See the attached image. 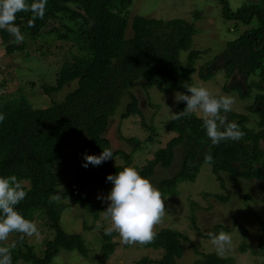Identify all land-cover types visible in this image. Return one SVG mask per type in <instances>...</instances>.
Here are the masks:
<instances>
[{
    "label": "trees",
    "instance_id": "16d2710c",
    "mask_svg": "<svg viewBox=\"0 0 264 264\" xmlns=\"http://www.w3.org/2000/svg\"><path fill=\"white\" fill-rule=\"evenodd\" d=\"M27 2L34 6L39 0ZM131 2L46 0L42 17L30 9L16 13L18 32L15 41L9 42L13 33L0 30V41L5 44L8 55L16 49L31 48L40 40L35 47L38 53L61 55L62 60L60 64L55 61L54 69H58L51 70L53 78L50 79V74L48 77L38 76L29 83L25 80L24 84L6 74L0 76V111L6 116L0 123V175L15 176L24 186L27 196L17 208L26 219L35 224L41 222L45 228L39 230V234L45 236L35 242L40 246L39 251L32 243L37 237L34 234L27 236L13 232L7 240L0 241V247H10L15 242L12 264H55L52 258L60 249H75L87 256L88 248L82 236L62 228L61 212L71 202L97 218L101 206L92 192L111 186L106 180L107 175L124 167H135L142 176L155 182L165 197L175 195L181 181H194L202 163L209 162L212 173L226 193L204 192L205 198L212 195L219 201L230 199L231 192L226 187L228 178L227 182H233L243 192V202L253 199L251 189L255 190V195L262 194L257 200L264 201V13L261 9L254 10L257 8L252 5L250 9L238 7L232 14L224 11L228 18L231 16L242 22L245 28L219 55L224 66L222 69L227 76L242 78L238 85L242 87L241 94L252 97L246 104L247 111L257 117L252 123L249 116L232 108L227 113V120L236 122L245 135L240 141L213 146L199 115L172 118V113L183 110L185 102H177L172 113L159 124L143 118L139 100L129 91V86L139 80L140 87L155 86L161 92L186 93L185 84L196 86L189 76L199 51L192 48L194 25L188 19L143 15L130 18ZM252 17L256 18V25L251 27L249 21ZM69 40L72 42L68 43ZM50 45L53 46L48 48ZM181 52H186L187 61H183ZM208 64L198 67L199 77L207 78L216 70L208 69ZM251 74L254 77L250 78ZM13 79L18 80L19 85L6 91L7 80ZM65 88L67 91L62 98H55V94ZM252 88L257 90L250 95ZM124 92L130 94V99L118 117L140 116L139 125L147 130L144 143H157L161 135H169L164 146L153 151L142 164L135 162V153L142 149L140 139L126 136L129 148H113L106 135ZM81 135L85 137L84 145L77 156L69 157L68 147ZM105 148L113 151L112 159L95 167L82 166L84 154L99 155ZM157 167L164 169L165 173L159 172ZM239 181L243 182L244 191L238 186ZM60 187L61 197L67 200L50 202V197ZM250 213L264 224L260 214ZM195 218L194 212L191 213L189 219L193 229L202 234ZM219 229L225 230L226 226L218 224ZM154 231L157 233L155 239L142 245L161 249V257L154 259L144 255L135 264H175L182 255V241L187 237L171 227L159 226ZM244 234L247 236L246 228ZM113 235L115 231L110 236L102 233L101 259H106L114 250ZM243 240L239 250L257 253ZM262 240L260 238V242ZM259 245L261 247L262 243ZM233 262L232 257L211 251L202 253L193 264Z\"/></svg>",
    "mask_w": 264,
    "mask_h": 264
},
{
    "label": "rangeland",
    "instance_id": "374dc122",
    "mask_svg": "<svg viewBox=\"0 0 264 264\" xmlns=\"http://www.w3.org/2000/svg\"><path fill=\"white\" fill-rule=\"evenodd\" d=\"M226 3L225 10L223 5ZM250 5L255 6L254 10H260L264 13V0H132L129 9L128 17L134 15H143L148 17H156L163 19L184 18L188 19L194 25L192 34V48L198 50V56L194 61V68L190 69V76L196 86L207 87L214 95L231 96L235 103L233 109L241 111L244 115L249 116L251 122L255 121L257 115L247 111L246 104L252 100V97L241 94L242 87H239L242 78L239 76H227L223 66L222 59L219 55L225 51L228 42L233 41L239 36L245 28L242 22H237L235 18H228L224 11L232 14L238 7L245 6L250 9ZM257 5V6H256ZM256 25V18L252 17L249 21V26ZM40 41V40H39ZM33 43L31 48L16 49L12 54H6L5 44L0 41V76L6 74L9 77L19 79L22 83H29L38 76L53 78L55 61H62L61 55H48L38 53L35 48L40 42ZM54 42V41H53ZM72 41H68L71 43ZM50 45L48 48H51ZM183 52V51H182ZM181 52V53H182ZM41 55V58L38 56ZM48 55V56H47ZM219 58H214L217 56ZM39 59L40 62H34ZM183 61H187L186 52L182 53ZM208 64L210 68L216 69L207 76V78L199 77L198 67L201 64ZM58 65V64H57ZM207 66V65H206ZM205 66V67H206ZM58 69V67L56 68ZM54 69V71L56 70ZM5 70V71H2ZM5 75V76H6ZM237 77V78H236ZM254 77L252 74L250 78ZM250 78L248 80H250ZM7 80L6 91L15 89L19 83L18 80ZM239 81V82H238ZM140 81L137 80L129 86L131 91L141 105L142 116L145 121L150 118L159 124L169 116L177 104L175 100L176 91L161 92L155 86L140 87ZM25 84V83H24ZM28 85V84H27ZM257 89L252 88L251 94ZM67 89L55 94V98H62ZM179 92V91H178ZM37 99V98H35ZM130 94L124 92L118 104V111L115 114L111 125L106 133L113 148L124 147L129 148V144L125 141L126 136L137 137L141 140L142 149L138 150L135 158L137 164H142L144 160L152 156L153 151L164 146L169 135H161L160 142L151 143L145 142L147 130L139 125L140 116L133 115L126 118H120L118 115L129 102ZM147 103H151L152 106ZM199 115V114H197ZM200 116V115H199ZM120 120H119V119ZM156 128V126H154ZM158 133V129L156 130ZM156 133V132H155ZM159 136V135H158ZM85 137L75 138L71 146L67 149V155L74 157L79 154L80 148L84 145ZM157 170L163 173L165 170L157 167ZM156 170V171H157ZM165 173V172H164ZM226 177L225 174H223ZM228 180V178H227ZM226 180V187L231 192L230 199L219 201L215 197H204L202 193H226V189L222 188L220 182L216 179L211 171L209 162L202 163L198 174L194 181H181L178 184V192L175 195H166L164 198L165 215L161 222L154 227L157 230L159 226L171 227L179 230L186 240L182 241V255L176 259L175 264H193L194 261L201 257L204 252L214 251L220 256H230L234 259L233 264H264V224L255 219L250 212L260 214L264 219V201L257 200L261 197V193L255 195V190L251 189L253 199H241L243 192L238 190L236 186ZM155 187V182L152 183ZM238 186L243 190V182H238ZM112 185L108 187H100L92 194L99 199L101 210L97 218L88 214L79 204L69 203L61 212L60 223L62 228L67 232L78 233L82 236L85 246L88 248V255L82 256L77 250L60 249L52 258L55 264H135V262L144 255L152 258L161 257V249L146 247L139 243L125 244L122 242L118 233L111 240L116 243L114 250L106 259H101L100 245L103 239L102 233L110 226V221L105 219L103 211L108 206V201L105 199ZM60 187L56 194L59 196V201H66V198L61 197ZM244 191V190H243ZM256 199L257 202L253 200ZM196 203V204H194ZM246 204V206L243 205ZM210 204V205H208ZM209 209H208V208ZM196 208V211H195ZM198 208V209H197ZM248 208V209H247ZM250 212H249V211ZM195 214L197 224L199 225L202 234L196 233L192 227V222L189 219L191 213ZM218 224L226 226L225 230H217ZM37 232L32 239V243L40 241L45 234H39V230L45 229L43 224L36 223ZM87 225H90L87 227ZM245 228L247 236L244 237ZM221 231H227L232 237L231 246L224 252H219L211 242L209 234H216ZM262 238V242H260ZM244 239V240H243ZM241 240L246 241L248 245L257 250V253H251L249 250H239ZM260 243L262 246L260 247ZM36 245V244H35ZM35 249L40 250V246L36 245ZM101 259V260H100Z\"/></svg>",
    "mask_w": 264,
    "mask_h": 264
},
{
    "label": "clouds",
    "instance_id": "9594fccd",
    "mask_svg": "<svg viewBox=\"0 0 264 264\" xmlns=\"http://www.w3.org/2000/svg\"><path fill=\"white\" fill-rule=\"evenodd\" d=\"M45 3L46 0H39L36 5L30 6L27 0H0V30L16 34V13L30 9L42 17ZM183 87L186 93L177 92L175 100L185 102V107L182 111L170 112L173 119L199 114L202 127L213 146L243 138L245 133L238 124L227 120V113L232 111L235 103L233 97L216 96L205 86L185 84ZM5 118V113L0 111V123ZM113 157L110 148H105L99 155L84 154L82 166H99ZM106 180L111 182L112 187L105 197L108 206L103 213L105 219L110 221V226L104 234L110 236L116 231L125 244H147L153 241L157 235L154 227L161 222L166 212L165 198L160 190L131 166L107 175ZM26 196L27 191L15 176L0 175V241L7 240L13 232L27 236L37 232V225L26 219L17 208ZM58 200L57 194L50 197V202ZM211 242L219 252H224L231 246L232 237L227 231H221L212 235ZM15 247V242L10 247H0V264H12V249Z\"/></svg>",
    "mask_w": 264,
    "mask_h": 264
},
{
    "label": "water",
    "instance_id": "95a60500",
    "mask_svg": "<svg viewBox=\"0 0 264 264\" xmlns=\"http://www.w3.org/2000/svg\"><path fill=\"white\" fill-rule=\"evenodd\" d=\"M17 38V35L16 34H13L9 37V42H13L15 41V39Z\"/></svg>",
    "mask_w": 264,
    "mask_h": 264
},
{
    "label": "flooded vegetation",
    "instance_id": "af4514ba",
    "mask_svg": "<svg viewBox=\"0 0 264 264\" xmlns=\"http://www.w3.org/2000/svg\"><path fill=\"white\" fill-rule=\"evenodd\" d=\"M263 13V12H262ZM237 78V77H236Z\"/></svg>",
    "mask_w": 264,
    "mask_h": 264
}]
</instances>
